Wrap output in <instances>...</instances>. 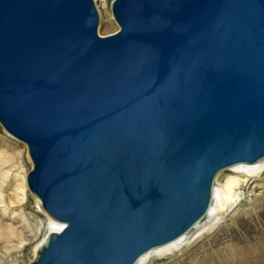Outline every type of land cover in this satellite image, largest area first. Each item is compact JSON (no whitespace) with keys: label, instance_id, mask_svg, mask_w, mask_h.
I'll return each instance as SVG.
<instances>
[{"label":"water","instance_id":"obj_1","mask_svg":"<svg viewBox=\"0 0 264 264\" xmlns=\"http://www.w3.org/2000/svg\"><path fill=\"white\" fill-rule=\"evenodd\" d=\"M0 0V124L63 223L31 264H135L264 158V0Z\"/></svg>","mask_w":264,"mask_h":264},{"label":"rangeland","instance_id":"obj_2","mask_svg":"<svg viewBox=\"0 0 264 264\" xmlns=\"http://www.w3.org/2000/svg\"><path fill=\"white\" fill-rule=\"evenodd\" d=\"M113 1L95 0L101 36L119 29L112 14ZM32 169L27 145L0 124V173L8 181L0 191L8 207L5 215L0 209V264H31L52 232L46 213L38 210L42 204L26 183ZM232 180L239 185L229 202L228 182ZM213 187L205 218L181 239L152 251L137 264H264V160L222 171ZM18 189L27 192L24 203L17 201ZM6 226L14 229V237L4 235Z\"/></svg>","mask_w":264,"mask_h":264},{"label":"bare ground","instance_id":"obj_3","mask_svg":"<svg viewBox=\"0 0 264 264\" xmlns=\"http://www.w3.org/2000/svg\"><path fill=\"white\" fill-rule=\"evenodd\" d=\"M28 148V147H27ZM264 160V158L263 159H261V160H259L258 162H256V163H252V164H238V165H234V166H232V167H229V168H227V169H230V168H233V167H237V166H240V165H249V166H253V165H256V164H258V163H260L261 161H263ZM33 163V162H32ZM224 170H226V169H224ZM224 170H222V171H224ZM222 171H220L218 174H217V176H216V178L218 177V175L222 172ZM216 178H215V180H216ZM26 180H27V178H26ZM215 182V181H214ZM6 183H8V181H6V177H4V175L3 174H1L0 173V191H3L4 190V186L6 185ZM27 183V182H26ZM8 185V184H7ZM238 185H239V182L238 181H235V180H232V181H229L228 182V200L227 201H229V202H231L232 201V199H233V196H234V194H235V191L237 190L236 188L238 187ZM31 192V191H30ZM32 193V192H31ZM33 194V193H32ZM213 195H214V187H213ZM16 196H17V201H18V203H24V201H26L27 200V192L23 189V190H20V189H18V190H16ZM36 196V195H35ZM37 197V196H36ZM37 200L39 201V203H41V201H40V199L37 197ZM212 200H213V198H212ZM42 204V203H41ZM211 204H212V201H211ZM210 207H211V205H210ZM8 207L6 206V200H5V197H4V195L3 194H0V209H1V211L3 212V214L5 215V214H7V211H8V209H7ZM38 210L42 213V214H44V212L46 213V216H47V223H48V226L49 227H51V230H52V232H50L49 233V235H48V237H47V240L37 249V258H38V253H39V251L44 247V246H47L48 245V242H49V237H50V235L52 234V233H60L62 230H63V228H64V224L63 223H60V222H57V221H55L53 218H51L48 214H47V212L44 210V208H43V206L41 207V206H39V208H38ZM209 210H210V208H209ZM209 210H208V212H209ZM207 212V213H208ZM207 215V214H206ZM205 215V216H206ZM205 216L198 222V223H200L204 218H205ZM197 223V224H198ZM196 224V225H197ZM196 225H194L189 231H191ZM1 228V227H0ZM1 230V229H0ZM3 231H4V235H7L8 237L10 236V237H14L15 235H16V233L14 232V229L12 228V227H4L3 228ZM188 231V232H189ZM187 232V233H188ZM186 233V234H187ZM185 234V235H186ZM185 235H183V236H185ZM182 236V237H183ZM182 237H180V238H178L177 240H179V239H181ZM1 238V237H0ZM5 238H7V237H5ZM11 239V238H10ZM177 240H175V241H173V242H170V243H168V244H166V245H164V246H160V247H157V248H154V249H152V250H150L149 252H147L146 254H144L138 261H137V263H139V261L141 260V259H143V257H145L147 254H149V253H151L152 251H154V250H156V249H160V248H163V247H166V246H168V245H170V244H172V243H174V242H176ZM22 241V240H21ZM35 253H36V251H35ZM36 258V259H37ZM35 259V260H36ZM34 260V261H35ZM33 261V262H34ZM137 263H135V264H137Z\"/></svg>","mask_w":264,"mask_h":264}]
</instances>
